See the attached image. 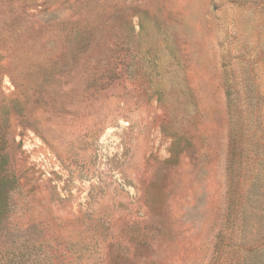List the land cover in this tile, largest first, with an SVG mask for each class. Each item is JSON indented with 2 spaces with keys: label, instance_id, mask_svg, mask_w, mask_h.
<instances>
[{
  "label": "rangeland",
  "instance_id": "rangeland-1",
  "mask_svg": "<svg viewBox=\"0 0 264 264\" xmlns=\"http://www.w3.org/2000/svg\"><path fill=\"white\" fill-rule=\"evenodd\" d=\"M0 264H264V0H0Z\"/></svg>",
  "mask_w": 264,
  "mask_h": 264
}]
</instances>
